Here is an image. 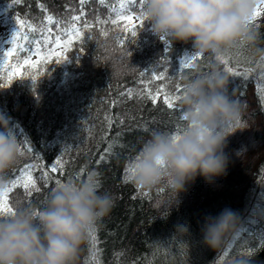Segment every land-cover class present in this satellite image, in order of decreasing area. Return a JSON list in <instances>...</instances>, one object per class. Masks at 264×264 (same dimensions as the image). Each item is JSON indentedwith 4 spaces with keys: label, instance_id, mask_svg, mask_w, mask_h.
I'll list each match as a JSON object with an SVG mask.
<instances>
[{
    "label": "trees",
    "instance_id": "obj_1",
    "mask_svg": "<svg viewBox=\"0 0 264 264\" xmlns=\"http://www.w3.org/2000/svg\"><path fill=\"white\" fill-rule=\"evenodd\" d=\"M122 2L127 0H104L103 4L100 0H86L84 4L80 0H0V12L12 31L8 47L2 51L12 47L17 21L32 25L21 32L18 41L23 45L21 61L28 49L35 50L34 41L41 38L45 27H52L55 33L81 12V22L93 25L81 40L73 42L65 53L68 58L59 64L53 58L38 68L22 70L12 59L11 64L17 67L10 69L0 55V113L10 118L23 151L6 177L8 181L15 179L17 169L37 164L32 175L40 189L31 190L29 195L23 187L13 188L10 206L15 210L18 204H31L39 210L57 180L83 181L95 170L99 173V191L112 196L113 207L94 227L99 243L93 245L89 236L76 264H231L248 256L255 264H264V220L257 218L264 215V148L254 144L241 150L251 127L227 139V143L234 140L235 145L224 149L229 158L226 175L212 182L197 176L178 194L177 203L166 184L142 189L123 181L127 164L150 133H181L184 126L180 100L175 101L177 107L169 109L162 98L154 104L136 93L146 86L155 93L166 85V93L180 96L183 78L193 74L194 67H180L185 57L193 55L191 42L162 41L152 34L146 20L137 21L135 37L111 23H96L97 18H114L113 9L119 10ZM261 2L264 0H258L257 5ZM130 7L139 15V3ZM48 15L53 16L54 27L45 20ZM252 23L262 37L259 46L264 48V15ZM243 52L241 48L222 56L229 66L254 70L248 78L230 74L228 93L244 108L250 102L252 108L244 112L243 119L247 124L257 123L254 135L264 139V105L257 92L264 57L241 60L238 57ZM213 62L214 57L205 54L194 65L205 71ZM20 71L23 75L9 82L13 72ZM154 75L164 79L154 80ZM128 89L133 90L131 98L124 94ZM108 145L112 149L105 153ZM58 159L64 161V168L53 173L51 165ZM43 172L51 179L42 178ZM226 208L239 215L243 229L229 236L226 246L216 252L204 243L202 229L206 217H216ZM180 224L188 226L186 235L176 232Z\"/></svg>",
    "mask_w": 264,
    "mask_h": 264
},
{
    "label": "clouds",
    "instance_id": "obj_2",
    "mask_svg": "<svg viewBox=\"0 0 264 264\" xmlns=\"http://www.w3.org/2000/svg\"><path fill=\"white\" fill-rule=\"evenodd\" d=\"M257 2L144 0L143 11L154 36L168 43L191 42L193 54H208L214 62L205 71L194 65V73L184 76L180 94L182 132L150 133L127 164L122 178L125 183L142 189L166 184L177 203L178 194L197 176L212 182L226 175L227 138L237 129L252 125L243 120L242 102L233 94L229 96L230 74L221 67L220 58L241 48V60L264 57V48L259 46L262 37L252 23ZM242 122L245 127H240ZM21 156L10 118L0 113V192L8 188L6 172ZM99 183V173L91 170L83 181L69 179L53 187L39 210L31 204H18L14 214L0 217V264H76L90 232L113 207L112 196L100 192ZM257 218L264 220V215ZM241 229L239 215L226 208L216 217L205 218L203 240L217 252ZM176 232L186 235L188 226L177 225ZM231 264L255 262L248 256Z\"/></svg>",
    "mask_w": 264,
    "mask_h": 264
},
{
    "label": "snow or ice",
    "instance_id": "obj_3",
    "mask_svg": "<svg viewBox=\"0 0 264 264\" xmlns=\"http://www.w3.org/2000/svg\"><path fill=\"white\" fill-rule=\"evenodd\" d=\"M81 4L86 3V0H80ZM100 3H104V0H100ZM139 3L140 12L139 15H134L133 10L131 9V5ZM43 7V5H41ZM144 8V0H127V3H120L119 10L113 9V12L115 13V17L112 18L109 17L108 20H100L97 18L96 23L97 24H105V23H111L113 26L116 27H122L125 32H130L131 36L135 37L137 35L136 27H137V21H144L146 20V15L143 11ZM82 15L83 13L79 15H74L70 18V20L62 24L59 29L54 33L52 27H45L42 30L41 38L34 41L35 50L28 49L27 52L24 55L23 60L21 61L19 59L20 57V49L23 47V45L19 44V39L21 38V32L26 31L27 29L32 28L31 24H27L24 20L17 21L19 27L18 29L13 33L11 45L12 47L8 48L7 51H0V55L3 56L4 61L8 63L9 68H16L17 65L11 64L12 59L17 60V64L19 67L23 69L27 68H38L40 64H47L50 63L53 58H55L56 63H61L64 60L68 58V56L65 54L72 46L74 41L81 40L82 37L85 34V31H90L93 27L92 24L88 22H81L82 21ZM264 15V2H261L257 5L256 10L252 17V22L257 19L258 16ZM45 20L47 21L48 25L54 24V18L51 15H48L45 17ZM59 23V22H56ZM102 34L107 35L106 32H103ZM24 39H27V37H23ZM120 44H123L124 41H119ZM167 50V49H166ZM82 51V50H81ZM35 58V59H34ZM200 58L199 55L193 54L191 56L185 57L181 61V68L183 69H189L194 66L195 62ZM165 59L167 60L168 57L166 56ZM221 62L224 64V70L231 74L232 76H238V77H244L248 78L250 75L253 74V69H240L236 67L229 66V62L225 60L223 57L220 58ZM264 64V61L261 62ZM16 75H23V71L20 72H13L12 76L9 77V82L11 79H13ZM141 76L144 75V73L140 74ZM259 78L261 80V83L257 85V92L259 95V102L264 105V71H261L259 73ZM154 80H163V75H154ZM164 88H166V85H163L161 88H158L155 93L148 88L147 86L142 92L136 93L137 96L140 98H148L151 100L152 103H157L159 99H163V102L167 105L169 109H174L177 107L175 104V101L180 100V96H171L168 93L164 91ZM130 98L133 96V90L128 89L126 93ZM182 120V118L180 117ZM109 126H111V119L108 120ZM176 135H179L180 133H174ZM119 135V134H118ZM26 143V141H25ZM20 147L21 154H23V151ZM112 145H108V147L105 149V153L108 151H111ZM28 151L31 152L32 149L28 148ZM37 164H27L23 166L20 169H17L18 176L15 179L8 181V188L0 192V217H5L14 214V209L10 206L9 203V193L12 191L13 188L20 186L23 187L25 190L28 191V194L31 195V190L39 191L40 189L37 187V181L32 175V170L36 168ZM64 168V161L62 159H58L54 164L51 165V172L55 173L58 170H62ZM42 178H48L51 179L48 172H43L41 174ZM61 184L60 180L56 181V185ZM99 187V185H98ZM145 195H147L145 193ZM90 239L92 241L93 245H96L99 243V240L97 236L95 235V230L93 229L90 232ZM261 238L264 239V235H261Z\"/></svg>",
    "mask_w": 264,
    "mask_h": 264
},
{
    "label": "rangeland",
    "instance_id": "obj_4",
    "mask_svg": "<svg viewBox=\"0 0 264 264\" xmlns=\"http://www.w3.org/2000/svg\"><path fill=\"white\" fill-rule=\"evenodd\" d=\"M0 17L2 18L1 15H0ZM11 33H12V31H11L10 24L5 23V22H3L2 19H0V51L5 50L6 47L8 46L9 40H10L9 37H11V35H10ZM251 108H252V106H251L250 102H248L247 103V106H245V112H247V110L248 109H251ZM240 127H243V125L241 124ZM256 128H258L257 123L256 124H252L251 129H248V132L249 133L247 134L248 136L246 138V144L243 145V147H242L241 150H244L246 148H250L254 144H256L257 147L260 148V149H263L264 148V139H258L256 137V134L254 135V132H255V129ZM244 129L246 130V128H244ZM239 132L241 133L242 132V129H237L233 133L240 134ZM229 137L227 139H229ZM234 145H235L234 140H231L229 143H227V146L225 148L233 147Z\"/></svg>",
    "mask_w": 264,
    "mask_h": 264
}]
</instances>
